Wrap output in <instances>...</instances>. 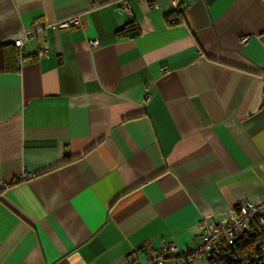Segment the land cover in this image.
Wrapping results in <instances>:
<instances>
[{"label": "crops", "instance_id": "1", "mask_svg": "<svg viewBox=\"0 0 264 264\" xmlns=\"http://www.w3.org/2000/svg\"><path fill=\"white\" fill-rule=\"evenodd\" d=\"M154 1L0 0V56L44 24L19 70L0 69V264L193 252L204 222L261 197L264 0H178L177 22ZM72 15L82 25H47ZM131 20L140 34L118 35Z\"/></svg>", "mask_w": 264, "mask_h": 264}, {"label": "built area", "instance_id": "2", "mask_svg": "<svg viewBox=\"0 0 264 264\" xmlns=\"http://www.w3.org/2000/svg\"><path fill=\"white\" fill-rule=\"evenodd\" d=\"M145 1L154 8H159L158 3L154 0ZM171 1L174 9L178 10V0ZM109 3L117 4L120 9L126 12H131L132 10L131 0H109ZM47 25L55 28H74L82 25V19L80 15H72L53 23H48ZM42 27H44V24L35 21L30 27L22 29L19 33L11 37L10 40L18 49V57L22 63L27 60V58L22 56V49L25 42L31 39ZM247 39L246 37L243 40L245 41ZM90 44L96 46L99 44V41L92 39L90 40ZM29 176V172L23 174L24 178ZM9 185L10 182L0 181V190L7 188ZM230 213L232 214L230 218L219 217L216 222L208 221L202 224V239L193 252L180 250L175 243L164 242L159 248L147 245L146 251L148 257L145 262H139L132 255H129L127 257V264H165L169 256L178 260V263H182L181 259H178L182 252L188 261L194 258H203L208 261L212 256L220 255L223 252H226L233 259H237L238 253L236 250H231V248L236 243L238 236L243 233L253 235L264 223V187L262 188L261 197L258 200L241 199L230 210ZM261 256H264V254L260 253L251 257Z\"/></svg>", "mask_w": 264, "mask_h": 264}, {"label": "trees", "instance_id": "3", "mask_svg": "<svg viewBox=\"0 0 264 264\" xmlns=\"http://www.w3.org/2000/svg\"><path fill=\"white\" fill-rule=\"evenodd\" d=\"M182 6L179 4L176 12L167 15V21L170 22L172 17L177 22L180 18ZM172 16V17H171ZM178 17V18H177ZM120 36L136 37L140 34V28L135 20H131L124 27L116 32ZM17 48L11 43L3 45V51L0 56V69L4 71H18ZM231 250H236L238 258L233 259L223 252L220 255H214L209 258V264H264V256L251 257L260 253L264 254V229L259 227L253 235L243 233L238 236L236 243ZM248 260V262H246Z\"/></svg>", "mask_w": 264, "mask_h": 264}]
</instances>
